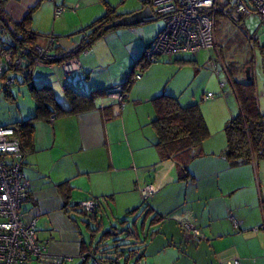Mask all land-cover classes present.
<instances>
[{
    "label": "crops",
    "instance_id": "1",
    "mask_svg": "<svg viewBox=\"0 0 264 264\" xmlns=\"http://www.w3.org/2000/svg\"><path fill=\"white\" fill-rule=\"evenodd\" d=\"M0 1L4 2V8L13 21L23 20L30 9L37 6L32 14V27L42 34L37 43L44 45L52 36L53 55L71 52L82 43L87 36L84 28L106 12L105 1L116 6L117 12L122 14L140 8L120 12L119 5L109 0ZM63 1L69 2L68 8L73 11H66L57 17L55 5L63 4ZM153 19L109 31L92 43L89 53L74 52L80 61L78 70L66 72L61 64L52 63L34 65L29 79H24L21 71L11 72L17 82L21 78L20 83L28 85L35 106L28 109L27 115L19 114L0 121V126L36 115L37 100L30 83L36 87L50 85L65 107L71 105L67 94L72 92L71 89L87 95L94 91L106 92L96 94L93 106L88 110L61 114L54 119H51L52 115H46L35 122L34 149L28 152L22 168L29 188L28 199L22 205L23 218H37L38 238L47 245L50 253L72 256V260L64 264H94L91 256L82 258L81 255L84 248L94 247L101 239L98 231L92 230L96 227L101 229L103 221L98 210L94 215L84 212L80 208L82 200L108 197L117 202L118 197L131 192L132 195L123 200L124 206L131 211L141 203L143 196L140 189L147 184H155L158 190L147 199L152 212L142 226L145 231V224L151 219V240L141 239L136 224L138 237L127 240L131 246L128 249L144 253L138 264H231L236 259L241 264H264V159L231 164L222 153L227 146L226 133L214 136L215 130H222L227 121L235 116L236 113H232L235 106L229 104L218 117L211 119L212 122L220 121L218 125L213 126L206 121L211 129L210 136L203 143L202 153L189 163L193 179L182 180L176 161L160 157L156 147L158 137L151 125L156 117L151 100L167 89L161 87L162 81L153 82L149 71L154 63H162L164 58L152 63L142 72L141 78L135 79L124 105L109 96L113 88L123 87L121 84L136 61L163 29L164 26L159 24L146 25ZM121 30L124 31V44L139 41L137 52L132 56H120L110 50L111 56H106L109 44L105 41L111 38L115 44L120 42ZM66 38L73 39L72 46L68 47ZM3 40L9 43L13 38ZM253 42L262 53V75L256 80L252 66L256 57L252 52V56H243L238 60L243 64L248 62L250 66L259 106L264 113V87L261 88V84L264 85V50L258 46V42H262L260 38L255 36ZM182 57L177 55L173 60L167 57L164 62L191 64L196 72L199 71L198 67H194L199 61L198 56ZM218 57V63L226 62L221 54ZM135 72H141L139 67ZM244 76L249 80L247 73ZM0 80L5 94L16 101L13 86L17 82L7 86L2 78ZM167 91L182 100V93L178 95L177 91ZM18 92L21 93L20 90ZM238 106L239 113L240 104ZM229 107L232 108L230 111ZM65 182L70 186L69 192L66 186H59ZM67 202L69 205H66ZM75 212L86 214L88 220L76 216ZM155 214H160L162 219L153 222ZM186 219L199 229V240L183 227L181 222ZM84 225L90 232L89 239L84 234ZM137 256L120 258L119 264L122 259L129 264V259L136 260ZM105 263L112 264L108 260ZM27 264L54 263L33 259Z\"/></svg>",
    "mask_w": 264,
    "mask_h": 264
},
{
    "label": "trees",
    "instance_id": "2",
    "mask_svg": "<svg viewBox=\"0 0 264 264\" xmlns=\"http://www.w3.org/2000/svg\"><path fill=\"white\" fill-rule=\"evenodd\" d=\"M105 5L106 12L84 28L87 32V36L82 41L84 47H91L93 42L104 36L109 31L115 29L112 28L106 30L105 26L115 19L125 15L117 12L116 6H113L107 1H105ZM36 7L31 8L23 20L13 21L9 18L4 8V2L0 1V23L5 27L6 33L10 34L13 38V41L9 43L0 38V43L7 44L9 46L17 45L20 48L27 49L28 54L26 55V61L24 64L20 68L10 70V72L15 70L21 71L24 79L26 77H30L36 57L34 47L37 44L38 37L42 35L37 33L32 27V14ZM219 16L232 18V12L230 11L229 13H224L222 8H219L215 13L216 26ZM246 16L247 15L245 14H238V18L236 20L233 18L235 21L233 24L237 26L240 25V22L244 21ZM258 46L264 50V45H260L258 42ZM148 47H150V45ZM147 48L141 58L134 64L126 80L121 84L123 86L125 96H127L135 82V74L137 73L135 72L136 68L139 67L140 71L143 72L153 63L146 58L145 52ZM60 61V59H57L54 60L53 63L60 64ZM187 61L192 62L193 60L188 59ZM247 63L248 62L244 64L241 63V65H238L237 62L234 61H226L223 63L227 70L228 82L230 83L240 104L239 113L228 120L224 127L227 137V146L222 153L231 164H236L239 160L247 162L254 159H264V113L261 111L259 106L255 81L252 78L247 80L244 76L246 73V71L244 72V69L248 65ZM241 73H244L243 78H237V75ZM8 77L15 76L9 73ZM1 78L4 77L1 76ZM4 84L6 85L5 79ZM29 85L34 97L37 100L36 115L29 119L9 124L14 127L16 136L21 140L23 150L27 154L29 151L34 149V125L38 119L46 115L56 117L61 114L88 110L92 108L93 98L96 94L106 93L105 91H94L92 94L87 95L78 93L74 89H71L73 93H67L70 97L71 105L70 107H65L59 101L50 85H43L41 87H36L32 83ZM151 101L156 110V117L151 122V125L156 131L158 137L156 147L160 157L162 159L172 158L176 161L179 167L180 179H193L189 170V163L192 159L198 157L202 153L203 143L210 136L209 127L199 104L193 103L190 105H182L178 97L168 93H162L154 97ZM59 186H66L67 192L70 190V186L67 182L60 184ZM66 205H69V202H67ZM72 207L75 208L76 205L72 204ZM136 211L137 208L129 211V213L133 214ZM145 211L147 215H149L152 212V209L149 205H147ZM92 217L96 218L95 216ZM161 219L162 217L160 214H155L152 221L155 222ZM123 222L125 223L127 220H124ZM135 224H133V226L126 224L127 226L125 229L120 232L115 230H106L94 247L87 249L84 248L82 253H87V258L91 255L97 257L101 263L108 260L112 264H119L120 258L124 257L128 259L133 255H138L136 261L139 262L143 258L144 253H140L137 251L138 249L127 248L130 245L127 239L129 240L134 236L138 237ZM98 229L100 228L96 227L92 231L95 232L98 231ZM122 233L125 237L119 236V234ZM112 236H116L113 239L116 243L121 239L125 241L109 247L106 240H109ZM98 252L101 254L99 255Z\"/></svg>",
    "mask_w": 264,
    "mask_h": 264
},
{
    "label": "built area",
    "instance_id": "3",
    "mask_svg": "<svg viewBox=\"0 0 264 264\" xmlns=\"http://www.w3.org/2000/svg\"><path fill=\"white\" fill-rule=\"evenodd\" d=\"M151 7L153 18H161L165 24L158 33L154 42L147 48L145 55L150 62H159L163 57L173 60L174 56L196 55L204 48L218 49L216 37L215 13L222 8L224 13L257 15L264 31V0H226L228 8L221 5V0H142ZM65 11L62 5H55V15L60 16ZM0 33H6L5 27L0 23ZM54 38L49 37L46 44L37 43L34 47L36 57L34 65H49L60 59L66 72L78 70L80 61L74 52H90V47L79 44L71 52L51 53ZM27 49L17 45L0 43V76L4 77L8 86L17 82L15 77H8L11 69L20 68L26 61ZM33 65V66H34ZM209 65L220 75L227 70L224 64L213 58ZM142 72L135 74L136 79L141 78ZM226 82L221 81L222 90ZM109 96L121 105H124L125 94L123 87L118 86L109 91ZM216 94L209 92L203 99L209 100ZM52 116L51 119H54ZM27 153L24 152L21 140L16 136L13 126H0V264H27L35 259L40 262L64 264L72 260L71 255L53 254L48 251L45 243L37 235V218L26 220L21 213L22 205L27 201L29 188L23 178L22 168ZM155 184H147L140 190L144 199H148L157 190ZM99 200L87 199L80 203V208L88 214H96ZM187 232L199 240V229L191 220L181 222ZM237 226V224H236ZM87 253L81 255L86 258ZM94 264H102L100 260L91 255ZM231 264H241L236 259Z\"/></svg>",
    "mask_w": 264,
    "mask_h": 264
},
{
    "label": "rangeland",
    "instance_id": "4",
    "mask_svg": "<svg viewBox=\"0 0 264 264\" xmlns=\"http://www.w3.org/2000/svg\"><path fill=\"white\" fill-rule=\"evenodd\" d=\"M66 1H70V0H66ZM109 1L114 2L115 5H119L118 11L120 12L131 11V9H136L141 5L140 0H109ZM221 3L222 6L225 5L228 8H230V5L226 4V0H221ZM59 5H62L65 8L64 12L70 10L73 11V9L68 8L69 2H64L63 4H59ZM64 12L60 16H62ZM233 18L236 20L238 18V14L232 12V18H227V17L224 18L223 16L218 17V22L216 26L218 49L215 50L212 48H204L196 54V56H198L199 61L197 62L198 66L194 65V67L199 68L198 72H196L195 69H193V65L191 64L180 65L178 63L164 62L167 60V57H163L164 60L162 61V63L161 62L154 63L150 68V71L148 70L149 72H151L149 73V77L151 78V80H153V82L160 83L162 81L161 87H166L167 90L177 91L178 95H180L179 93H182L183 98L182 100H180L181 103H183L182 105H190L193 103H198L202 110L203 115L206 118V121L207 122L210 121V123H212L213 126L218 125L220 121L214 120L212 122L211 119L212 118L215 119L216 117H218L222 113L221 111L224 108L225 109L228 108L229 104L230 105L233 104V106H235L236 109L232 113L235 112L236 113L235 115H237L238 114L237 111L239 108L238 106L239 101L237 100V97L233 92L230 83L228 82L226 74L222 72L220 75H218L215 72V70L209 65V60L212 58L218 60L219 59L218 56L219 54H221V56H223L226 61L228 60L230 62L237 61V64L238 61H240L239 65H241L242 62L241 60L238 59L242 58L243 56H252V54L250 53L252 52L253 55L256 57L254 62H252L253 72L256 80L258 79V77L262 75L263 72L262 53L260 49L257 47V45L253 42V38H255L256 36L262 40L260 44L264 45V31L261 28L260 21L257 15H247L244 21L240 22L241 24L238 26L233 24L235 22ZM150 24L153 25L159 24V26H164L165 22L161 18L154 17V19L151 20L146 25H150ZM119 32H120V37H119L120 42L115 44V41H113L111 38L105 41L107 44H109L108 45L109 47L106 49L107 52L106 56H111L110 50H113L120 56H128V55L132 56L133 53L137 52L138 46L136 45L139 44V41H136L135 44H126V43L124 44L123 42L124 31L121 30ZM0 38L8 40L11 38V36H9L6 33H0ZM64 40H67L66 42L69 44L68 47L72 46V41H73L72 38H66ZM83 53L84 52H80V54ZM178 56L180 57L188 56L189 58L190 54L189 55L180 54ZM246 68L244 69V72L246 71ZM243 74L244 73H242V75L241 74L237 75L238 76L237 78H243ZM20 80L21 78H19L16 85L13 86L14 96L17 99L16 101L15 98L12 99L5 94L3 85L0 80V121H6L9 118H13L19 114L27 115L28 109L30 107L32 108L33 105L35 106V101L31 95L28 85L21 84ZM221 81L226 82V87L223 90L221 88ZM262 85L263 84H261V88L264 87V85L263 86ZM19 90L21 93L18 92ZM167 90L164 93H168ZM209 92L216 94V97L213 99L204 100L203 93L207 94ZM231 109L232 108L229 107V111ZM221 134H225L224 128L220 131L215 130L214 132V136L217 135L220 136ZM129 195H132V193L128 192L125 193L123 196L118 197L117 202H114L112 198H108V197L95 198L99 200L98 213H99V217L102 218L103 221L101 229L98 230V236H102V234L106 230H115L117 232H120L121 230L125 229L126 224L133 226V224H135L134 222L136 221L137 222L136 225L141 234V239L151 240V232L153 230L151 228V219L146 222L145 231L142 230L143 223L147 217L145 208L147 205H149L150 200H146L142 197L141 203L138 206L137 211L133 214H130L126 206H124L123 204L124 198H126ZM85 200H82V202ZM75 215L81 217L82 219L88 220V217L84 213L75 212ZM124 220H127V222L124 223L123 222ZM84 234L89 239L90 232L86 229L85 225H84ZM120 235L123 236V233L119 234V236ZM116 236L119 237L118 235ZM116 236H112L107 241L109 247L117 243H123L125 241L121 239L116 243L113 240ZM129 260H130L129 264H138V262L135 259H129ZM102 264H106L105 261H103ZM121 264H126V260L122 259ZM143 264H145V262H143Z\"/></svg>",
    "mask_w": 264,
    "mask_h": 264
},
{
    "label": "water",
    "instance_id": "5",
    "mask_svg": "<svg viewBox=\"0 0 264 264\" xmlns=\"http://www.w3.org/2000/svg\"><path fill=\"white\" fill-rule=\"evenodd\" d=\"M143 2V1H142ZM153 18L151 7L148 4H142L137 10H133L122 17H119L105 26V29H112L118 27H130L146 22ZM247 78L250 79V66L246 68ZM241 161V160H239Z\"/></svg>",
    "mask_w": 264,
    "mask_h": 264
}]
</instances>
